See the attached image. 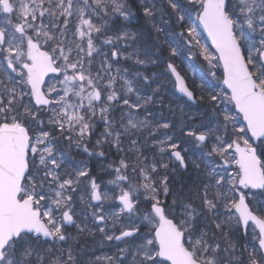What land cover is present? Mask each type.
Instances as JSON below:
<instances>
[{
  "label": "snow or ice",
  "instance_id": "obj_1",
  "mask_svg": "<svg viewBox=\"0 0 264 264\" xmlns=\"http://www.w3.org/2000/svg\"><path fill=\"white\" fill-rule=\"evenodd\" d=\"M0 264H264V0H0Z\"/></svg>",
  "mask_w": 264,
  "mask_h": 264
},
{
  "label": "trees",
  "instance_id": "obj_2",
  "mask_svg": "<svg viewBox=\"0 0 264 264\" xmlns=\"http://www.w3.org/2000/svg\"><path fill=\"white\" fill-rule=\"evenodd\" d=\"M205 42V40H204ZM206 43V42H205ZM179 63V61H178ZM205 62H203L202 60H184V63L181 65L180 70L185 73L187 79H188V83L189 86H192V80L196 79V80H200L202 77H205L207 74L205 73V68L202 67V65H204ZM151 71V70H150ZM219 74V72H218ZM200 82H197V84H199Z\"/></svg>",
  "mask_w": 264,
  "mask_h": 264
},
{
  "label": "rangeland",
  "instance_id": "obj_3",
  "mask_svg": "<svg viewBox=\"0 0 264 264\" xmlns=\"http://www.w3.org/2000/svg\"><path fill=\"white\" fill-rule=\"evenodd\" d=\"M205 73H206V71H205ZM195 81H196V84H197V82H200V80H196L195 79ZM192 83V82H191ZM198 85V84H197ZM75 159L76 160H81V159H86V157H84V156H76L75 157ZM94 167L95 168H98L99 167V165L97 164V165H94ZM109 251H114V249H110L109 248V246L107 245V242L105 243V246H104V248H103V252H109ZM98 254H103L102 252H98Z\"/></svg>",
  "mask_w": 264,
  "mask_h": 264
},
{
  "label": "water",
  "instance_id": "obj_4",
  "mask_svg": "<svg viewBox=\"0 0 264 264\" xmlns=\"http://www.w3.org/2000/svg\"><path fill=\"white\" fill-rule=\"evenodd\" d=\"M202 34H203V36L205 37L207 43L210 45L211 42H210V40L207 39L206 33H202ZM212 50L214 51V49H212Z\"/></svg>",
  "mask_w": 264,
  "mask_h": 264
}]
</instances>
